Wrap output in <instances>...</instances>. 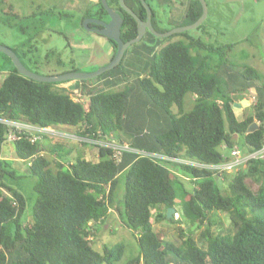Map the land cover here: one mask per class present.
<instances>
[{
  "label": "trees",
  "instance_id": "1",
  "mask_svg": "<svg viewBox=\"0 0 264 264\" xmlns=\"http://www.w3.org/2000/svg\"><path fill=\"white\" fill-rule=\"evenodd\" d=\"M125 2L141 19H147V10L140 0ZM107 3L121 8L119 0ZM97 5L96 16L107 15L101 0ZM202 13L199 0L190 2L184 25L196 22ZM122 15L121 38L127 42L137 37L138 24L127 12ZM148 35L156 45L148 47L146 75L124 77H133L151 105L168 118L169 124L153 136L130 124L129 90L114 89L112 86L118 84L106 78L119 66L94 79L106 78L109 88L90 87L85 82L79 94L73 88H57L61 83L38 82L21 75L11 58L2 53L10 69L0 84V118L81 128L78 136L93 141L99 140L101 134L123 141V134L129 133L131 146L140 151L205 163L223 161L222 147L236 146L234 135L243 137L241 149L246 153L263 148L264 83L256 69L244 66L243 86L223 91L221 79L211 71L210 55L202 52L226 57L228 47L206 45L188 32L169 38H158L150 32ZM176 36L186 38L173 41ZM108 41L115 56L117 45ZM160 42L165 44L158 53L155 50ZM124 59L125 56L120 65ZM251 88L256 89V103L251 105L250 114L239 120L234 110L236 93ZM188 94L195 96L189 111L185 109ZM254 123L259 127L249 132ZM7 134L8 126L0 122V264L122 261L124 244L104 245L101 251L93 244V229L109 220L111 206L117 209L121 222L138 234L140 252L127 264H264V159L250 160L232 179L226 177L229 182L223 189L216 175L225 173L215 174L130 151L123 152L119 161L112 147L100 144L96 145L98 160L92 161L80 154L74 156V150L64 144L33 143L27 135L8 142ZM9 144L14 146L17 159L32 161L30 172L37 178L29 224L23 218L27 198L9 184L10 179L17 182L20 177L16 176L13 162L2 157ZM123 173L124 203L123 208H118L115 200ZM248 178L259 184L257 191L247 184ZM186 180L193 182L194 187ZM169 208H175L181 216L179 243L153 229L152 220H166ZM221 214H227L229 226ZM173 219L174 216L170 220Z\"/></svg>",
  "mask_w": 264,
  "mask_h": 264
},
{
  "label": "rangeland",
  "instance_id": "2",
  "mask_svg": "<svg viewBox=\"0 0 264 264\" xmlns=\"http://www.w3.org/2000/svg\"><path fill=\"white\" fill-rule=\"evenodd\" d=\"M94 0H0V44L15 49L21 56L26 67L40 75H60L76 69L78 72L91 73L107 66L114 58L111 44L106 37L89 33L83 28L82 19L86 8L92 5ZM195 0H146L155 13V25L158 31H171L184 25L186 9L190 2ZM207 5V18L198 28L189 30L188 35L201 40L206 45L215 48L228 47L230 52L226 57L220 54L202 52L210 55L212 72L221 79L223 91L239 90L245 82L242 77L244 66L256 69L264 83V0H205ZM97 9V7H96ZM18 15V16H17ZM186 37L176 36L173 41L183 40ZM158 39V38H157ZM148 34L140 42L130 46L125 52V59L119 68L110 72L106 78L114 80L118 85L112 86L116 90H129V103L131 108L130 124L144 128V134L153 136L159 130L166 127L169 122L165 114L154 108L148 96L138 89L133 76L146 75V66L149 60L148 47L156 43L150 41ZM162 41V39H160ZM165 43L160 42L156 52L160 53ZM113 57V58H112ZM0 52V84L2 75L7 74V67ZM106 78L98 81L72 80L69 83H61L57 88H73L81 94L83 83H90L95 88H109L105 83ZM88 93V92H87ZM78 95L76 97L79 100ZM257 92L255 88L243 92L237 91L234 110L239 120L250 114L251 105L256 103ZM195 96L188 94L185 109L192 110ZM177 112V108L173 107ZM84 127H82L83 129ZM81 128L67 129L74 137H46L43 144L53 145L60 143L74 150V156L80 154L86 159L97 161V144L104 146L131 145V134H123V141L114 136L102 135L99 140L93 141L78 136ZM84 130V129H83ZM236 146H239L241 155L243 137L234 135ZM223 150V149H222ZM140 149L134 148L130 152L138 153ZM144 151V150H141ZM4 157L13 162V167L20 180H9V184L18 188L27 198V206L23 218L25 224H29V218L36 201L34 187L37 178L31 175L28 161L16 158L14 146H5ZM146 152V151H144ZM229 154L228 150H223ZM157 154V153H155ZM127 155H130L128 152ZM132 155V154H131ZM137 155V154H135ZM46 157L53 159L49 154ZM159 160V159H158ZM247 164L238 170L217 176L223 189L227 188L229 179ZM224 174V173H223ZM191 188L193 182L186 180ZM247 184L257 191L259 184L248 178ZM125 192V173L120 176V184L115 200L118 208H123ZM109 220L105 224H99L93 231L95 233L94 247L101 251L104 245L112 247L115 244L126 246L124 259L116 264H127L136 257L139 252L138 234L128 229L120 220L117 209L111 206ZM164 211V210H162ZM156 210H154L155 215ZM224 224L229 226L227 214H221ZM184 220V217H182ZM155 232L162 231L173 242H180V220L166 219L157 223L154 219ZM197 237V235H196ZM175 264V263H173Z\"/></svg>",
  "mask_w": 264,
  "mask_h": 264
},
{
  "label": "water",
  "instance_id": "3",
  "mask_svg": "<svg viewBox=\"0 0 264 264\" xmlns=\"http://www.w3.org/2000/svg\"><path fill=\"white\" fill-rule=\"evenodd\" d=\"M104 8L108 12L110 16V21L109 22H104L100 20H85L84 26L86 29H88L87 24L89 22L96 23L98 25H101L102 28L96 30L97 33L100 35L105 36L108 39H111L114 41L117 45V52L114 56V58L111 60V62L100 69H98L95 72L91 73H83V72H78V71H70L66 72L60 75H40L38 73H35L28 69L25 64L22 62L21 58L19 55L10 47H7L5 45L0 44V52L7 55L8 57L11 58L14 66L18 70V72L25 76L28 77L32 80L38 81V82H44V83H63L67 81H72V80H92L95 79L99 76H102L104 73L109 72L111 70H114L116 67L120 65L122 62L126 50L132 46L133 44H136L143 40L145 34L147 31H150L154 36L158 38H169L175 34H181L184 32H187L189 30H193L198 28L202 23L206 20L207 18V5L205 3V0H199L202 4L203 7V13L201 17L194 23L189 24V25H183L179 28H175L171 31H165V32H159L157 31L152 23V8L150 5L146 2V0H140L143 6L147 10V19L143 20L141 19L131 7H129L125 0H119L121 10H117L115 8H112L109 6L107 3V0H101ZM122 11L127 12L129 15H131L138 24V35L134 39L130 41H123L121 38V33H122V26L124 24V19L122 15ZM235 106H240L239 104H235ZM259 125L257 123H254L250 128L249 132H254ZM177 210L175 208H169L168 213H167V218L171 219L173 218L174 213H176Z\"/></svg>",
  "mask_w": 264,
  "mask_h": 264
},
{
  "label": "built area",
  "instance_id": "4",
  "mask_svg": "<svg viewBox=\"0 0 264 264\" xmlns=\"http://www.w3.org/2000/svg\"><path fill=\"white\" fill-rule=\"evenodd\" d=\"M0 122L5 123L8 126V134H7L8 142H14L16 140H19L23 135H27V137L33 143L44 142L46 137H50V138L53 137L60 138L65 136L68 138L74 137L73 133L67 130V129H71V127L65 125L40 126L23 121H15V120L1 119V118H0ZM108 147H112L115 150V156L119 161L122 159L123 152L131 151L134 149L128 143L119 146L113 145ZM222 149L227 150L228 148L224 145ZM228 150H229V154L224 153L223 155L224 160L219 163H205L187 158H172L168 155L147 153L144 151H139L138 153L143 155H149L159 160L173 161L193 168L212 171L215 174L233 172L238 170L243 165L247 164L250 160L264 159V146L260 150L248 152L245 156L241 155V150L239 146H234L233 148ZM31 164L32 161L29 162V166ZM174 219L180 220L181 219L180 214L176 212L174 214Z\"/></svg>",
  "mask_w": 264,
  "mask_h": 264
},
{
  "label": "flooded vegetation",
  "instance_id": "5",
  "mask_svg": "<svg viewBox=\"0 0 264 264\" xmlns=\"http://www.w3.org/2000/svg\"><path fill=\"white\" fill-rule=\"evenodd\" d=\"M94 3L92 4V5H90V6H88L87 8H86V11H85V16L83 17V20H82V26H83V28H84V22H85V20H100V21H104V22H109L110 21V16H109V14H108V12L106 11V9H105V11H106V13H107V15L106 14H102L101 15V17H98V16H96V14H97V12L99 11V7H98V2H99V0H94L93 1ZM102 2V1H101ZM120 3V2H119ZM96 7H97V9H96ZM111 7V6H110ZM121 7V6H120ZM112 8H115V9H117V10H121V8H119L118 6H115V7H112ZM122 13H123V11H122ZM87 26H88V32L89 33H94V34H96V35H100L99 33H97L96 32V30H98V29H101L102 28V26L101 25H98V24H96V23H93V22H89L88 24H87ZM153 26H154V28L157 30V28H156V25H154L153 24ZM158 31V30H157ZM150 31H147L146 32V34H148ZM159 32H163V31H159ZM151 33V32H150ZM100 36H103V35H100ZM105 37V36H104ZM145 37V36H144ZM107 40H108V38H107ZM111 40V39H110ZM114 42V41H113ZM110 43V42H109ZM115 43V42H114ZM111 44V43H110ZM116 44V43H115ZM111 48H112V44H111ZM112 51H113V49H112ZM73 71H74V69H73ZM75 71H77L76 69H75ZM71 82V81H70Z\"/></svg>",
  "mask_w": 264,
  "mask_h": 264
},
{
  "label": "crops",
  "instance_id": "6",
  "mask_svg": "<svg viewBox=\"0 0 264 264\" xmlns=\"http://www.w3.org/2000/svg\"><path fill=\"white\" fill-rule=\"evenodd\" d=\"M112 52H113V51H112ZM7 64H8V63H7ZM6 69H8L7 72H6V73H8V71H9V69H10V65H9ZM6 75H7V74L2 75L3 78H2V80H1V82L4 80V78H5ZM90 87H94V85H90ZM71 129H73V128H71ZM71 129H70V130H71ZM10 146H11V145L9 144L8 147H10ZM2 157L5 158V157H4V152L2 153Z\"/></svg>",
  "mask_w": 264,
  "mask_h": 264
},
{
  "label": "clouds",
  "instance_id": "7",
  "mask_svg": "<svg viewBox=\"0 0 264 264\" xmlns=\"http://www.w3.org/2000/svg\"><path fill=\"white\" fill-rule=\"evenodd\" d=\"M175 214V213H174ZM174 216V215H173ZM178 221V220H177Z\"/></svg>",
  "mask_w": 264,
  "mask_h": 264
}]
</instances>
